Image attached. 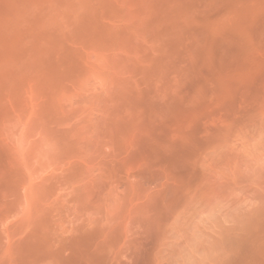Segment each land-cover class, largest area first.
<instances>
[{"label":"rangeland","instance_id":"obj_1","mask_svg":"<svg viewBox=\"0 0 264 264\" xmlns=\"http://www.w3.org/2000/svg\"><path fill=\"white\" fill-rule=\"evenodd\" d=\"M0 264H264V0H0Z\"/></svg>","mask_w":264,"mask_h":264}]
</instances>
